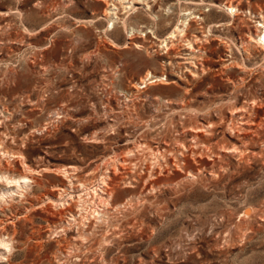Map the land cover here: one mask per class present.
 <instances>
[{
	"label": "rangeland",
	"instance_id": "1",
	"mask_svg": "<svg viewBox=\"0 0 264 264\" xmlns=\"http://www.w3.org/2000/svg\"><path fill=\"white\" fill-rule=\"evenodd\" d=\"M106 3L116 13L106 16ZM127 5L0 0V192L13 193L0 199V219L22 214L36 196L37 212L43 211L21 221L12 247L0 246V264H264V126L242 143L229 128L242 124L239 114L251 105L264 122V44L249 36L264 15V0ZM184 12L195 18L166 45ZM192 60L198 76L186 83V70H179ZM147 72L162 80L142 84ZM209 116L215 129L200 145L206 153L229 147L222 159L205 154L202 166L191 157L200 172L187 177L184 169L154 176L147 170L148 163L163 166L156 146L182 147L190 142L182 130ZM120 164L143 178L133 181ZM20 170L39 182L9 184L5 177L19 178ZM111 171L128 177L116 188L114 206L98 199ZM61 178L80 187L72 192L77 215L69 227L44 233L46 192ZM67 192L56 208L68 206Z\"/></svg>",
	"mask_w": 264,
	"mask_h": 264
},
{
	"label": "bare ground",
	"instance_id": "2",
	"mask_svg": "<svg viewBox=\"0 0 264 264\" xmlns=\"http://www.w3.org/2000/svg\"><path fill=\"white\" fill-rule=\"evenodd\" d=\"M105 1V0H103ZM116 1V0H115ZM123 1H127L129 5H127L126 7H124L125 9L128 7V9H132L135 7L134 3L137 2V0H123ZM140 1V0H138ZM121 2V1H120ZM113 5V7L111 6ZM219 6V5H217ZM222 5H220L219 7H221ZM148 7H150V5H148ZM114 9H116V6L112 3L110 5H108L106 3V8L104 9V14L106 16H108V14H114L116 13L114 11ZM136 9V8H135ZM149 9V8H148ZM228 11H230V13H232L233 15H235V12L238 11L237 10V7L233 6V5H230L228 8H227ZM249 12V11H248ZM189 12H184V14H186L185 18L181 21V24L180 25H177L175 27V29L170 33V36H168L165 40H163V42L165 43L166 42V45H168V42L167 40L169 39V41L171 40V38H175V36L177 35L176 32L181 33V32H185L186 28L189 26L190 24V20L195 16H191L189 17L188 15ZM191 14V13H190ZM256 16V15H255ZM117 17V16H116ZM246 17V16H245ZM254 17V15H253ZM118 18V17H117ZM158 18V16H157ZM257 18V17H256ZM260 18V17H259ZM200 19V17H199ZM114 20L113 18L110 19V21ZM193 20V19H192ZM117 21V20H116ZM115 21H113L114 23ZM125 22V21H124ZM257 26L258 28L262 27V29H264V15L261 16V19L260 20H257ZM257 26H256V29L254 30H250L249 31V36H250V41H255V42H258V43H263L264 44V31H262V29L258 30L260 32L257 31ZM182 35V34H181ZM180 35V37H181ZM185 35V34H184ZM132 36V35H131ZM134 36V34H133ZM183 36V35H182ZM187 36V35H186ZM209 36V35H208ZM177 37V36H176ZM184 37V36H183ZM193 39V38H192ZM177 41V40H176ZM200 41V40H199ZM193 41H189L188 42V47L190 49H194V46H193ZM261 47V45H260ZM195 57V56H193ZM189 58H192L191 56ZM182 66V65H181ZM203 68V66H202ZM186 70L184 72H182V70ZM182 72V78L185 79L186 83H190L192 82L194 79L191 78V75L192 77L193 76H196L199 72V66L197 65L196 61H191V62H188V65L185 66L184 68H180V70ZM186 72H188L190 74V77L189 75L187 76ZM198 76V75H197ZM151 80V82L153 81H160L162 80V77L156 75V74H153L151 72H147L145 77L144 78H141V82L142 84H145L147 83V81ZM192 80V81H191ZM169 82V81H168ZM195 84V83H194ZM192 84V85H194ZM146 86V85H145ZM257 101V100H256ZM185 102V101H183ZM173 103V102H172ZM188 104V102H187ZM186 104V105H187ZM190 104V103H189ZM253 104V103H252ZM186 105H184L182 103V107L184 108L183 110L186 109ZM225 105V104H224ZM232 106V105H231ZM180 107V106H179ZM178 107V109H179ZM191 107V106H190ZM221 109V108H220ZM219 109V110H220ZM249 112H244V113H241L239 114V116L241 115V119H242V124H240L239 126H236L233 123H231V126H229L230 128V132L232 134V137L235 139V140H239L241 143L244 142V140L248 139L249 137L251 138H254V136H257L258 133H260V130H261V127L264 126V122L263 120L260 118L259 116V111L256 110V108H254V106H249ZM188 111V110H187ZM192 111H194L192 109ZM179 112V111H178ZM177 112V113H178ZM189 112H191V110L188 111V114H190ZM215 112V111H214ZM222 112V111H221ZM181 113V112H180ZM236 113V112H235ZM186 114L187 116H190ZM234 114V113H233ZM192 115V113H191ZM233 116V115H232ZM191 117V116H190ZM193 117V115H192ZM199 119V118H198ZM231 120H233L232 118H230ZM229 119V120H230ZM186 123L188 121V119H185ZM191 121V120H190ZM205 121V120H204ZM145 123V122H144ZM184 123V122H183ZM193 123V121H192ZM190 124V122H189ZM174 125V124H173ZM183 126H185L183 124ZM182 126V127H183ZM174 127V126H173ZM166 128V127H165ZM164 128V129H165ZM191 128V127H190ZM150 129V128H149ZM170 129V128H169ZM183 129V128H182ZM213 129H215V122L214 120L212 119L211 116L208 117V121H205L204 123L203 122H199L196 123V125L193 124L192 128L191 129H187V130H182V132L184 134H186L187 132H189V140L190 142L187 143V142H183V145L182 147L181 146H177L175 145L174 147H170L168 145H159V146H156L157 148H155V152L157 154V157L158 159H156V161L160 164V165H163V166H160V168L156 167L157 165H153V166H150L149 167V163H148V166H147V170H150L152 172V175H158L159 174V171L160 173L162 172H168L170 173L169 171H176V172H179V170H182L184 169L185 171H187L188 173L185 174L186 177L189 176V175H192L193 176V173L196 174L197 172L199 173L200 171H198V169H194L190 164H189V159L191 157H194V160L195 162L198 164V165H202V166H207V160L203 157L205 154L209 155V156H213V160H217L219 158H221L222 156H224L226 153H225V150L229 147H223L221 149H218V150H215V151H212L211 152H204L203 148L201 147V142H202V138L204 136H206V134L210 133ZM169 131V130H168ZM147 132V131H146ZM213 132V131H212ZM177 135V134H176ZM184 138V137H182ZM181 139V138H180ZM185 139V138H184ZM179 141V139H178ZM154 142V141H153ZM156 143V142H155ZM178 143V142H177ZM246 143V142H245ZM160 144V143H159ZM150 145V144H149ZM180 145V144H179ZM250 146V145H249ZM150 147V146H149ZM247 147V146H246ZM145 148V147H144ZM154 150V148H152ZM151 150V149H150ZM210 151V150H209ZM153 153V152H152ZM173 153V154H172ZM154 155V154H153ZM152 155V156H153ZM127 158V157H126ZM152 158V157H151ZM120 159V158H119ZM148 159H150L148 157ZM222 159V158H221ZM129 160V159H128ZM132 160V159H131ZM147 160V158H146ZM144 160V161H146ZM3 161V160H2ZM162 161V162H161ZM119 162V161H118ZM125 162V161H124ZM8 163V162H7ZM129 164V163H128ZM134 164V163H133ZM150 164H153L150 163ZM155 164V163H154ZM158 164V165H159ZM10 165V164H9ZM145 165H147L145 163ZM5 166V165H4ZM132 166H126V165H121L120 166L118 165V168L117 169H120V171H123L121 173H124L125 175H130V179H132L133 181L135 182H138L137 180H141V176L140 174H138V172H134L132 169H131ZM145 168V166H143ZM149 167V168H148ZM4 168L3 165H1L0 163V172H3L1 171V169ZM6 168V166H5ZM14 168V167H13ZM116 168V167H115ZM143 168V169H144ZM158 168V169H157ZM8 169V168H7ZM6 169V170H7ZM71 169V168H70ZM146 169V168H145ZM5 170V169H4ZM116 170V169H115ZM142 170V168H141ZM197 170V171H196ZM8 171V170H7ZM6 171V173H7ZM149 171V172H150ZM23 171L20 170V173L22 174L19 178H8V177H5L6 181L13 185L14 187H20L22 188L23 186H27L29 182H31L32 184H37V182H39V178L35 175V173L33 172H28L27 173H22ZM49 172V171H48ZM150 172V173H151ZM62 173V172H60ZM118 171H111L108 176H107V179L104 181L103 183V189H102V194L100 195V198L98 199H102V201L106 200V202H110L111 205H116V202H114V198H113V195L116 192V188L117 186L121 183V181L125 180L126 178H128L127 176H121L122 178H120L118 175H117ZM1 174V173H0ZM58 174V173H57ZM146 174V173H145ZM174 174V173H173ZM2 175V174H1ZM60 175V174H59ZM66 175V174H65ZM68 175V174H67ZM66 175V176H67ZM151 175V174H150ZM151 175V176H152ZM167 175V174H166ZM16 176V175H15ZM145 176V175H144ZM2 177V176H1ZM69 177V176H68ZM159 177V176H158ZM4 178V177H2ZM42 179V178H41ZM155 179V177H154ZM148 180V179H147ZM150 180V179H149ZM157 180V179H155ZM152 181L151 184L154 185L156 183V181ZM69 181V180H68ZM72 181V180H71ZM67 182V180H65L64 178H61L60 179V183L58 184V187L55 189H51L49 191H47V197H48V202L45 203L43 205V207L46 209L44 211H46V214H45V220L47 221V224H48V228L46 227V229H44V233H47V232H50V231H53L51 227L54 226V228H58V227H62V228H66V227H69L67 226L70 222V218L69 217H72V219L75 218V216L77 215V212L75 210V206H77V201L75 202V199H74V195L72 194V192L76 191V188H80L79 186H74L72 182ZM131 182V181H130ZM185 182V181H184ZM91 183V182H90ZM141 183V182H140ZM128 184V183H127ZM83 185H85V183H83ZM29 186V185H28ZM82 186V185H81ZM120 186V185H119ZM41 187V186H40ZM153 187V186H152ZM19 188V189H20ZM27 188V187H26ZM32 188V187H31ZM7 189V188H6ZM17 189V188H16ZM70 189V200L69 202L67 203L68 206L67 207H63V208H56L58 207L57 204H58V201L62 198V194L63 192H67V190ZM78 190V189H77ZM27 192V191H26ZM9 194L12 196L13 193L10 191H8V189L6 191H1L0 192V199H3L5 197V195ZM68 193V192H67ZM83 196V195H82ZM90 196V195H89ZM115 196V195H114ZM37 197V196H36ZM36 197H32L30 198L31 200L28 201V205L26 206H23V210H22V214H11V216H6L2 219H0V246L1 247H4V249H9L12 242L11 241H15L16 242V235L18 234V225L21 224V221L24 220V221H30L32 219H34V217L37 215V208L35 207V205L40 201V198L39 201H37ZM91 197H94V196H91ZM64 198V197H63ZM96 198V197H95ZM47 199V198H46ZM91 199V198H90ZM93 199V198H92ZM28 200V199H27ZM80 200V199H79ZM82 200V199H81ZM108 200V201H107ZM61 201V200H60ZM101 201V200H100ZM141 201V200H140ZM139 201V202H140ZM43 202V201H42ZM79 202V201H78ZM90 203V202H89ZM92 203V202H91ZM94 203V202H93ZM101 203V202H100ZM105 203V201H104ZM79 204V203H78ZM84 204V203H83ZM109 204V203H108ZM106 203V205H108ZM133 204V203H132ZM40 205V204H39ZM62 205V204H60ZM81 206H83L82 204H80ZM63 206V205H62ZM65 206V205H64ZM86 206V205H84ZM83 206V207H84ZM102 206V205H101ZM127 206V205H126ZM41 207V209L43 208ZM109 207V205L107 206ZM111 207V206H110ZM112 208V207H111ZM116 208V206H115ZM56 209V210H55ZM80 209H83V208H80ZM78 209V210H80ZM109 209V208H108ZM114 209V208H113ZM134 209V208H133ZM85 210V209H83ZM88 210V209H87ZM111 210V209H110ZM81 211V210H80ZM93 211V210H92ZM98 211V210H96ZM134 211V210H133ZM40 212V210H39ZM43 212V211H42ZM42 212L38 213V214H41ZM48 212V213H47ZM50 212V213H49ZM103 212V211H102ZM17 213V211H16ZM97 213V212H96ZM95 213V214H96ZM104 213V212H103ZM245 214H250V209L247 208L244 212ZM251 213H253V211H251ZM44 214V213H43ZM93 214V213H92ZM98 214V213H97ZM100 214V213H99ZM80 215V214H79ZM102 215V214H101ZM141 215V214H140ZM251 215V214H250ZM81 216V215H80ZM80 216H78L80 218ZM90 217V216H89ZM92 217V216H91ZM95 217V216H93ZM92 217V218H93ZM250 217V216H249ZM101 218V217H100ZM90 219V218H89ZM88 219V220H89ZM76 220V219H75ZM85 220V219H84ZM87 220V219H86ZM91 223H92V220L90 219ZM102 221V220H101ZM80 222V221H79ZM76 223V221H75ZM86 223V222H85ZM88 223V222H87ZM90 223V224H91ZM89 224V225H90ZM93 224V223H92ZM121 225V224H120ZM119 225V226H120ZM122 226V225H121ZM75 227V226H74ZM87 227V226H86ZM19 228V227H18ZM42 228L41 229H38L37 234H38V241H41L42 238H43V234L42 233ZM134 228V227H133ZM36 229V228H35ZM8 230H11V237L8 239L5 238V236H3V233L4 232H8ZM120 230V229H119ZM35 231V230H34ZM61 233H62V230H59ZM65 231H67L65 229ZM10 232V231H9ZM55 232V230H54ZM64 232V231H63ZM34 234V233H33ZM32 234V235H33ZM68 234V233H67ZM8 235V233H7ZM10 235V233H9ZM8 235V236H9ZM46 235V234H45ZM53 235V234H51ZM49 236V235H48ZM33 239L35 236H32ZM35 238V239H36ZM91 239V238H90ZM65 240V239H64ZM28 241V240H27ZM13 242V243H15ZM37 242V241H36ZM84 243V242H83ZM39 244V243H38ZM60 244V243H59ZM14 245V244H13ZM74 245V244H73ZM16 246V245H15ZM63 246V245H62ZM68 246V245H67ZM72 246V245H71ZM12 247V246H11ZM38 247V246H37ZM42 249V248H41ZM12 251V250H11ZM60 254V253H59ZM10 260V259H9Z\"/></svg>",
	"mask_w": 264,
	"mask_h": 264
}]
</instances>
